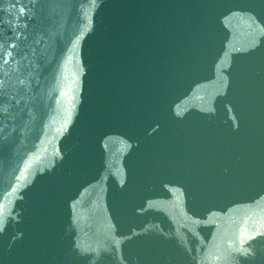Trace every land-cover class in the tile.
<instances>
[{"label": "water", "instance_id": "95a60500", "mask_svg": "<svg viewBox=\"0 0 264 264\" xmlns=\"http://www.w3.org/2000/svg\"><path fill=\"white\" fill-rule=\"evenodd\" d=\"M0 264H264V0H0Z\"/></svg>", "mask_w": 264, "mask_h": 264}]
</instances>
